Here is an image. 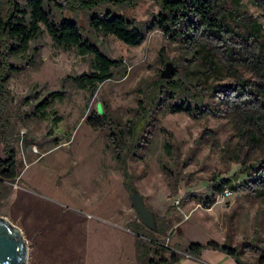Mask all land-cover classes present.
<instances>
[{
    "label": "rangeland",
    "instance_id": "obj_1",
    "mask_svg": "<svg viewBox=\"0 0 264 264\" xmlns=\"http://www.w3.org/2000/svg\"><path fill=\"white\" fill-rule=\"evenodd\" d=\"M9 3L0 0V12ZM215 6V15H226L218 30L189 10L168 23V33L150 27L160 0L54 4L57 18H74L121 59L93 91L73 77L91 69L92 53L59 44L44 24L26 50L9 54L15 68L4 73L0 111L19 175L0 179V214L22 228L29 264H139L133 190L154 215L166 213L160 240L170 249L213 239L236 247L248 264H264V0ZM100 8L145 27L144 39L129 44L92 27ZM57 88L63 96L43 116L31 113ZM181 101L195 106L191 113L171 109ZM119 130L127 134L118 145L112 132ZM125 169L135 189L124 184ZM221 179L232 192L206 206L201 199Z\"/></svg>",
    "mask_w": 264,
    "mask_h": 264
},
{
    "label": "trees",
    "instance_id": "obj_2",
    "mask_svg": "<svg viewBox=\"0 0 264 264\" xmlns=\"http://www.w3.org/2000/svg\"><path fill=\"white\" fill-rule=\"evenodd\" d=\"M87 7L100 5L109 0H81ZM113 3L130 2L134 0H110ZM66 0H10L9 7L5 13L0 12V91L2 90V80H5L4 74L8 69L13 70L15 65L8 61V56L12 52L24 51L29 47L31 39L36 38L45 25L46 29L52 35L56 42L64 46L76 45L80 52L92 53L91 69L73 75L77 83L84 87H90L94 90L95 85L108 77L113 76L112 67H117L120 63L119 58H114L105 53L97 42L91 37L83 33L81 25L74 18L62 16L56 17L53 5L57 3H65ZM162 10L158 13L150 27L160 25L168 33L174 31L168 23L178 18V13H189L191 11L198 13L204 19L205 28L209 30L216 29L222 25V19L226 17L221 13V17L215 15V0H160ZM90 24L92 27L105 32L113 33L121 40L129 44H139L145 36V27L137 24L133 19L114 9L101 8L93 12L90 16ZM252 31L259 33L261 23L255 22ZM63 96L60 88L48 91L42 97H39L33 103L31 113L43 116L46 108L56 99ZM193 105L186 102H174L171 104L172 110L186 109L191 113ZM92 114V118L95 117ZM95 122V121H93ZM5 123L1 119L0 111V179L15 180L19 175L18 163L16 158V150L13 145L8 144L4 137ZM131 127L127 126V133L130 134ZM114 141L120 144V140L125 136L124 131H114ZM3 143V144H2ZM2 150L4 154L1 153ZM121 154L119 153L118 156ZM129 172L124 171V184L128 188L135 189V185L128 180ZM226 179L214 181L211 186L212 190L205 194L201 201L206 205H210L215 200L216 192L221 190L226 184ZM176 187V186H173ZM193 192V191H191ZM196 194L198 191H195ZM206 192V191H205ZM198 192V193H205ZM166 214V213H165ZM165 214H155L156 225L154 228L147 226L139 218L131 223V228L135 231V246L139 264H163L173 263L185 256V253L198 255L202 248L207 246L219 247L227 252L238 255L236 247L227 243L216 240L189 241L178 250H172L167 244L160 240V236L167 232L169 223L166 222ZM161 249H169L171 253L166 255L160 251ZM175 247V246H174ZM177 248V247H175ZM263 262V261H262Z\"/></svg>",
    "mask_w": 264,
    "mask_h": 264
},
{
    "label": "water",
    "instance_id": "obj_3",
    "mask_svg": "<svg viewBox=\"0 0 264 264\" xmlns=\"http://www.w3.org/2000/svg\"><path fill=\"white\" fill-rule=\"evenodd\" d=\"M172 67V61L168 60L161 75L168 77ZM131 198L142 222L154 228L155 215L152 208L146 204L143 194L133 190ZM0 264H29L28 241L22 228L3 214H0Z\"/></svg>",
    "mask_w": 264,
    "mask_h": 264
},
{
    "label": "crops",
    "instance_id": "obj_4",
    "mask_svg": "<svg viewBox=\"0 0 264 264\" xmlns=\"http://www.w3.org/2000/svg\"><path fill=\"white\" fill-rule=\"evenodd\" d=\"M238 255L235 256L219 247L207 246L202 248L198 255L183 256L176 262L163 264H248L239 252Z\"/></svg>",
    "mask_w": 264,
    "mask_h": 264
},
{
    "label": "built area",
    "instance_id": "obj_5",
    "mask_svg": "<svg viewBox=\"0 0 264 264\" xmlns=\"http://www.w3.org/2000/svg\"><path fill=\"white\" fill-rule=\"evenodd\" d=\"M232 192V189L230 186L225 185L221 190L216 192L215 198L220 197V196H225L228 195ZM176 202H179V198H176ZM189 255H191L190 253H188Z\"/></svg>",
    "mask_w": 264,
    "mask_h": 264
}]
</instances>
